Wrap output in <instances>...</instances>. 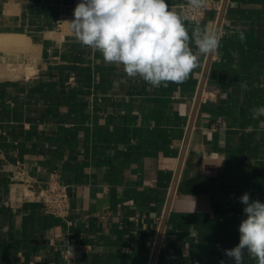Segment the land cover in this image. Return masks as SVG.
<instances>
[{
    "label": "crops",
    "instance_id": "crops-1",
    "mask_svg": "<svg viewBox=\"0 0 264 264\" xmlns=\"http://www.w3.org/2000/svg\"><path fill=\"white\" fill-rule=\"evenodd\" d=\"M209 1L190 35L217 29L224 0ZM78 3L0 0V264H234L239 198L264 203V0H227L219 54L190 42L199 67L158 88L76 40ZM52 175L72 224L44 210Z\"/></svg>",
    "mask_w": 264,
    "mask_h": 264
},
{
    "label": "clouds",
    "instance_id": "clouds-1",
    "mask_svg": "<svg viewBox=\"0 0 264 264\" xmlns=\"http://www.w3.org/2000/svg\"><path fill=\"white\" fill-rule=\"evenodd\" d=\"M208 4L187 0L188 11H177L166 0H80L68 24L80 44L99 51L105 63L122 66L127 77H139L153 88L168 87L184 83L199 67L190 42L201 55L219 54L221 31L197 24L190 35L186 26L192 19L189 12L198 14ZM232 31L245 42L240 25ZM240 86L247 88L244 82ZM250 111L254 119L264 117V106ZM239 200L245 205L239 243L224 253L234 264H243L245 252L256 264H264V203L250 199L247 192Z\"/></svg>",
    "mask_w": 264,
    "mask_h": 264
},
{
    "label": "built area",
    "instance_id": "built-area-1",
    "mask_svg": "<svg viewBox=\"0 0 264 264\" xmlns=\"http://www.w3.org/2000/svg\"><path fill=\"white\" fill-rule=\"evenodd\" d=\"M183 10L188 11L187 3L183 6ZM205 10H201L198 14L189 12V15L192 17L191 20H201L205 15ZM41 199L46 212L65 218L69 224H72V220L70 219L72 203L68 187L63 185L55 175L49 178L47 186L41 192Z\"/></svg>",
    "mask_w": 264,
    "mask_h": 264
},
{
    "label": "water",
    "instance_id": "water-1",
    "mask_svg": "<svg viewBox=\"0 0 264 264\" xmlns=\"http://www.w3.org/2000/svg\"><path fill=\"white\" fill-rule=\"evenodd\" d=\"M226 3H227V0H224V3H223V6H222V10H221V14H220V17H219V21H218V25H217V29L216 30H219V27H220V24H221V21H222V18H223L224 10H225V7H226ZM212 56L213 55H209V61L211 60ZM205 79H206V71H205L204 77H203L202 82H201V87H200L199 94H198L197 101H196L195 111H194L193 117H192V123H191L190 129H189V134H188L187 141H186L185 146H184V149H183V153H182V156H181L180 165L178 167L177 175H176V178H175V181H174V184H173V187H172V191H171V194H170V200H169V204H168V208H167V213H166V216H165V219H164V222H163V227H165V225H166L167 214H168L170 205L172 203V200H173V197H174V193L176 191V185H177V181H178V178H179L181 164H182V161L184 159V155H185L186 148H187V145H188V138H189L190 131H191L192 126H193V121H194V118H195V115H196V111H197V108H198V105H199V102H200V99H201V94H202V91H203V88H204ZM159 246H160V241H159V243L157 245V248Z\"/></svg>",
    "mask_w": 264,
    "mask_h": 264
}]
</instances>
